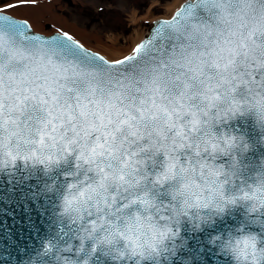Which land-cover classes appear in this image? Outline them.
Listing matches in <instances>:
<instances>
[{"label": "clouds", "instance_id": "9594fccd", "mask_svg": "<svg viewBox=\"0 0 264 264\" xmlns=\"http://www.w3.org/2000/svg\"><path fill=\"white\" fill-rule=\"evenodd\" d=\"M184 4L172 39L132 76L46 61L17 70L6 57L0 169L60 170L46 191L65 232L44 240L43 264H145L170 250L183 220L264 211V164L242 175L249 145L223 127L248 116L264 127V0ZM211 242L232 264H264V237L243 224Z\"/></svg>", "mask_w": 264, "mask_h": 264}, {"label": "water", "instance_id": "95a60500", "mask_svg": "<svg viewBox=\"0 0 264 264\" xmlns=\"http://www.w3.org/2000/svg\"><path fill=\"white\" fill-rule=\"evenodd\" d=\"M188 2L191 3V1ZM187 7L188 4H185L180 12H184ZM17 14L21 13L17 12ZM9 18L15 20L13 17ZM173 20L155 22L144 42L153 40L157 31ZM148 24L146 22V31ZM33 26L46 33L54 30L67 32L87 47L97 50L93 45L85 43L59 26L52 28L39 27L35 24ZM146 31H143V34ZM29 33L45 40L64 38L59 34L51 37L33 34L30 28ZM223 127L243 137L249 145L246 152L238 153V158L241 162L242 175L250 176L264 164V127H258L250 116L238 117ZM225 159L227 158H222L221 162ZM59 171L49 176L45 175L42 168L33 170L22 165L11 172L0 169V264H43L40 252L44 240L52 239L54 242H61L65 228L56 221L57 195L55 191H46L52 179H56L59 185ZM241 224L247 230L255 231L264 237V211L258 214V219L250 220L247 218L245 208L236 207L230 209L224 217L215 218L212 222L201 220L199 227L195 221H181L179 236L174 243L170 242V250L163 252L159 258L146 261L145 264H232L231 258L220 251L218 244L211 241L214 236L227 234ZM94 264H104V260L97 257Z\"/></svg>", "mask_w": 264, "mask_h": 264}, {"label": "snow or ice", "instance_id": "6c2138e0", "mask_svg": "<svg viewBox=\"0 0 264 264\" xmlns=\"http://www.w3.org/2000/svg\"><path fill=\"white\" fill-rule=\"evenodd\" d=\"M180 16L181 13H177V19L163 25L153 40L137 45L133 49V54L109 62L103 56L86 50L67 32L63 33L64 38L45 40L31 35L27 22L20 23L0 14V72L4 69L7 57L9 66L17 70L24 66L25 61L32 63L46 61L57 68L67 69L71 66L79 69L83 74H88L85 72L87 69L92 74L101 76L112 72H115L117 76H132L134 73L142 72L140 63L145 62L146 57L160 50L157 48L160 42L172 39L173 33L177 31L176 26ZM166 46V44L162 45V47Z\"/></svg>", "mask_w": 264, "mask_h": 264}, {"label": "rangeland", "instance_id": "374dc122", "mask_svg": "<svg viewBox=\"0 0 264 264\" xmlns=\"http://www.w3.org/2000/svg\"><path fill=\"white\" fill-rule=\"evenodd\" d=\"M145 1L147 0H134V6L128 4L127 13L106 16L99 24H94L90 19L88 12L91 9L89 6L81 14L69 12L64 0H55V6L61 18H65L69 22L74 20L75 25L84 28L88 38L83 37L81 39L82 37L76 34L75 36L85 43L93 45L108 58L116 59L125 56L128 51L134 48L137 40L143 36V31H146V22L150 23L155 17L167 18L182 0H148L147 4L144 5ZM27 3V0L12 2V6H8V9L14 8L15 12L23 13L19 8L22 5H27ZM141 3L144 5L143 8L139 7L142 6ZM45 22H47L45 18H41L38 26L45 27ZM55 24L52 22L49 28L58 26Z\"/></svg>", "mask_w": 264, "mask_h": 264}, {"label": "bare ground", "instance_id": "6f19581e", "mask_svg": "<svg viewBox=\"0 0 264 264\" xmlns=\"http://www.w3.org/2000/svg\"><path fill=\"white\" fill-rule=\"evenodd\" d=\"M49 6V5H48ZM48 6H46V7H44L45 8V10H47L48 9ZM26 13H28L29 14V16H31V18H32V20H35V16L34 15H36V14H39L38 13V11L36 10V9H30V10H28V8H26V11H25ZM36 12V13H35ZM56 17L55 15H53L52 13H51V18L52 17ZM34 22V21H33ZM57 22H58V25H61V26H67L68 28H70V29H73L74 30V33H78V34H80V35H82V33L80 32V31H78L76 28H74L73 26H71L70 24H67L66 22H64V21H62V20H60V19H58L57 20ZM35 23V22H34ZM35 24H37V23H35ZM72 30V31H73ZM83 36V35H82Z\"/></svg>", "mask_w": 264, "mask_h": 264}, {"label": "flooded vegetation", "instance_id": "af4514ba", "mask_svg": "<svg viewBox=\"0 0 264 264\" xmlns=\"http://www.w3.org/2000/svg\"><path fill=\"white\" fill-rule=\"evenodd\" d=\"M104 2L107 3V4L119 5V4H121V2H123V0H107V1H104ZM104 2H102L101 4H104Z\"/></svg>", "mask_w": 264, "mask_h": 264}]
</instances>
